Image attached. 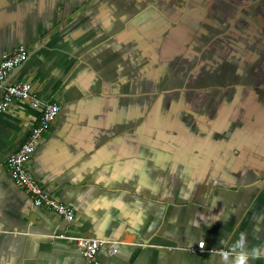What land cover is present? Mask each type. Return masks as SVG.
<instances>
[{
    "label": "crops",
    "instance_id": "1",
    "mask_svg": "<svg viewBox=\"0 0 264 264\" xmlns=\"http://www.w3.org/2000/svg\"><path fill=\"white\" fill-rule=\"evenodd\" d=\"M19 46L6 84L61 107L26 167L75 216L7 172L42 114L15 100L0 264H88L72 236L118 241L103 264H264V0H0V60Z\"/></svg>",
    "mask_w": 264,
    "mask_h": 264
},
{
    "label": "built area",
    "instance_id": "2",
    "mask_svg": "<svg viewBox=\"0 0 264 264\" xmlns=\"http://www.w3.org/2000/svg\"><path fill=\"white\" fill-rule=\"evenodd\" d=\"M28 55V50L24 46H19L12 53H4L0 60V89H3V95L0 99V114L5 112L15 100H27L32 106L42 108L39 123L32 128L28 139L21 147L9 156L6 162V170L14 182L30 194L35 206L53 210L66 221L71 222L75 216L73 208L48 195L26 167V162L37 149L43 133L56 120L61 109L58 103L37 96L32 91V85L28 81H18L9 85L5 83L9 74L22 65L27 60ZM69 239L75 242L88 264H103L99 258V251L105 244H109V250L112 253L116 252L119 246L118 241L107 242L97 237L72 236ZM190 249L221 253L225 257L231 254L228 250L208 249L204 241Z\"/></svg>",
    "mask_w": 264,
    "mask_h": 264
},
{
    "label": "water",
    "instance_id": "3",
    "mask_svg": "<svg viewBox=\"0 0 264 264\" xmlns=\"http://www.w3.org/2000/svg\"><path fill=\"white\" fill-rule=\"evenodd\" d=\"M5 83H6V81H5Z\"/></svg>",
    "mask_w": 264,
    "mask_h": 264
}]
</instances>
